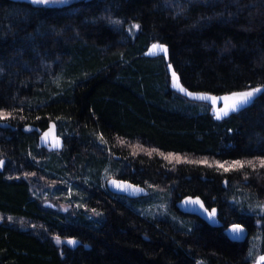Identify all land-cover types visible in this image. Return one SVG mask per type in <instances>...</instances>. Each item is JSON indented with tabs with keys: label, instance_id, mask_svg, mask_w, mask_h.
<instances>
[{
	"label": "trees",
	"instance_id": "16d2710c",
	"mask_svg": "<svg viewBox=\"0 0 264 264\" xmlns=\"http://www.w3.org/2000/svg\"><path fill=\"white\" fill-rule=\"evenodd\" d=\"M51 1L0 0V215L22 224L0 222V264L257 262L264 0ZM156 43L167 57L148 55ZM171 72L189 93L263 90L216 119ZM105 174L167 193L172 216L112 194ZM188 198L210 216L188 214Z\"/></svg>",
	"mask_w": 264,
	"mask_h": 264
},
{
	"label": "rangeland",
	"instance_id": "374dc122",
	"mask_svg": "<svg viewBox=\"0 0 264 264\" xmlns=\"http://www.w3.org/2000/svg\"><path fill=\"white\" fill-rule=\"evenodd\" d=\"M64 2H66V0H52L51 1V3H53V4H61ZM120 26H121V24H120ZM125 30L127 33V37L129 39L133 40L136 33H138V26L133 25V26L125 28ZM148 55L149 56H156L157 58L162 59L163 57H167V48L164 45L159 44V43L153 44L152 46H150V48L148 50ZM173 74H175V76ZM170 75H171L172 88L175 89L180 94H182L183 98L187 101V103L189 105H192V107L198 106L202 109H206L207 107L210 108L211 112L213 113V115L216 119H222V118L226 117L227 115L242 109L243 107H245L246 105L251 103V101L257 95H259L261 93V91L263 90V88L250 89L249 91L253 92L252 97L247 101V103L239 105L237 107V110L232 111L229 109V105L232 104V101L227 100L225 98L231 97V96H233V94L232 95H225V96H213V95H208V94L189 93L183 89V87L180 84L179 78L175 72H171ZM181 89H183V90H181ZM257 89H259V91H256ZM249 91H246V92H249ZM225 110L228 113L227 115L223 114V111H225ZM218 116H219V118H217ZM46 140L48 141V143L46 142V144L48 146L54 147L56 145V139L54 137L53 138L48 137ZM103 179L108 181L109 179H111V177L109 174H105ZM147 197L148 198L143 197V198L137 199L136 205L138 206L139 210H142L143 212L150 214V215H154V216H165V215L172 216V212H171L170 207H169V196L167 193H165V192H152ZM245 201H246V206H247L248 210H251V206H252V210H254V211L263 209V208H261L262 205L260 206L259 203H256V205H254V204L252 205L251 199H245ZM185 203H184V205H185ZM237 203H240V202L237 201ZM62 207L64 210L72 209V206H70L69 204H66V203H63ZM199 214L203 217L204 216L205 217L210 216L209 213L206 212L205 208H201L199 210ZM178 220L180 222L184 223V221L181 218H178ZM0 222H7V223H12V224L22 225L20 223V221H17L13 217L2 216V215H0ZM187 223H189V222L187 221ZM69 244L71 245V243H69ZM263 262H264V256L260 257L257 260V262H255L254 264H262Z\"/></svg>",
	"mask_w": 264,
	"mask_h": 264
},
{
	"label": "water",
	"instance_id": "95a60500",
	"mask_svg": "<svg viewBox=\"0 0 264 264\" xmlns=\"http://www.w3.org/2000/svg\"><path fill=\"white\" fill-rule=\"evenodd\" d=\"M106 186L112 194L124 196L130 199H139L149 195L147 189L116 178L109 179ZM183 208L188 214L195 216L199 215V210L204 207L199 198H188ZM237 226L241 229V231H234V228ZM227 235L232 241L244 242L249 238V231L242 224H233L227 229Z\"/></svg>",
	"mask_w": 264,
	"mask_h": 264
},
{
	"label": "snow or ice",
	"instance_id": "6c2138e0",
	"mask_svg": "<svg viewBox=\"0 0 264 264\" xmlns=\"http://www.w3.org/2000/svg\"><path fill=\"white\" fill-rule=\"evenodd\" d=\"M37 2H39V3H45V2H47V0H37ZM173 75L175 76V74H173ZM181 90H183V89H181ZM256 91H259V89H257ZM252 95H253V92H251V91H249V92H242V93L233 94V96L226 97L225 99L232 101V104L229 105V109L232 110V111H235V110H237V107L239 105H242L244 103H247V101L252 97ZM223 114L224 115H227L228 113L225 110V111H223ZM217 118H219V116ZM234 231H237L238 232V231H241V229L237 226L236 228H234Z\"/></svg>",
	"mask_w": 264,
	"mask_h": 264
}]
</instances>
